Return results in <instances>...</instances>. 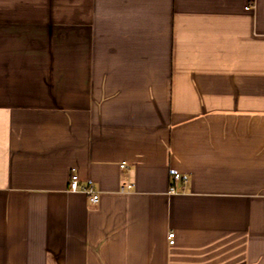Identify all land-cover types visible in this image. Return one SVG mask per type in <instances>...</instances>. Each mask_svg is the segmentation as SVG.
<instances>
[{
	"label": "crops",
	"instance_id": "1",
	"mask_svg": "<svg viewBox=\"0 0 264 264\" xmlns=\"http://www.w3.org/2000/svg\"><path fill=\"white\" fill-rule=\"evenodd\" d=\"M0 264H264V0H0Z\"/></svg>",
	"mask_w": 264,
	"mask_h": 264
},
{
	"label": "built area",
	"instance_id": "2",
	"mask_svg": "<svg viewBox=\"0 0 264 264\" xmlns=\"http://www.w3.org/2000/svg\"><path fill=\"white\" fill-rule=\"evenodd\" d=\"M119 167L125 168L126 164L124 162H122L121 164H119ZM172 178L174 180H178V179H180V175L178 173H175L172 175ZM130 187H131L130 184L121 185L120 192H128ZM68 189L71 191L83 192L86 195V197L90 203H96L99 199L98 191L92 186V184H90V183L80 184L78 181L77 175L73 172L71 173L70 178H69ZM168 191L174 192V188L171 186ZM167 236H168L169 244H172L174 242V232H172V231L168 232Z\"/></svg>",
	"mask_w": 264,
	"mask_h": 264
}]
</instances>
